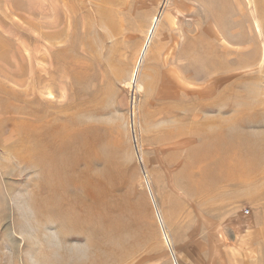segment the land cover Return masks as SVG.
I'll use <instances>...</instances> for the list:
<instances>
[{
  "label": "rangeland",
  "instance_id": "374dc122",
  "mask_svg": "<svg viewBox=\"0 0 264 264\" xmlns=\"http://www.w3.org/2000/svg\"><path fill=\"white\" fill-rule=\"evenodd\" d=\"M251 1L0 0V264H264Z\"/></svg>",
  "mask_w": 264,
  "mask_h": 264
},
{
  "label": "bare ground",
  "instance_id": "6f19581e",
  "mask_svg": "<svg viewBox=\"0 0 264 264\" xmlns=\"http://www.w3.org/2000/svg\"><path fill=\"white\" fill-rule=\"evenodd\" d=\"M251 4H258L257 3V0H253V1H251ZM264 4V3H263ZM163 14V13H162ZM255 15V14H254ZM254 19H256V17H254ZM159 17H157V18H154V20H153V25L151 26V30H150V41L152 40V37H153V34L155 33V30H156V28H157V25H158V23H159ZM218 22V21H217ZM150 43V42H149ZM149 46H150V44L147 46V49H146V51L148 50V48H149ZM137 76V75H136ZM135 79H137V77H135ZM87 143V142H86ZM86 145L84 144V145H81V148H83V147H85ZM45 155V154H44ZM49 161V160H48ZM37 163H38V161H37ZM41 164V163H40ZM44 166V165H43ZM55 167V166H54ZM149 180V179H148ZM64 181V183H65V180H61V182H63ZM150 182V181H149ZM46 185V184H45ZM49 186V185H48ZM149 191H150V195H151V199H152V202H153V205H154V210H155V214H156V216H157V219H158V221H159V224H160V226H161V229H162V237H164V239H165V241L167 242V243H170V245H172V241H171V238H170V236H169V233H167V231H166V226H167V224H166V220L164 219L165 217L163 216V213H162V210H161V208L159 207V205H158V202L156 201V197H155V195H154V193L152 192V190L149 188L148 189Z\"/></svg>",
  "mask_w": 264,
  "mask_h": 264
}]
</instances>
